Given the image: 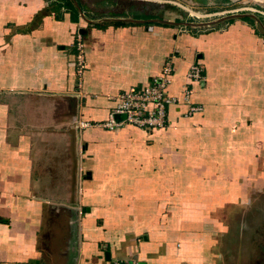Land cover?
Returning a JSON list of instances; mask_svg holds the SVG:
<instances>
[{
    "label": "crops",
    "instance_id": "obj_1",
    "mask_svg": "<svg viewBox=\"0 0 264 264\" xmlns=\"http://www.w3.org/2000/svg\"><path fill=\"white\" fill-rule=\"evenodd\" d=\"M55 2L0 0V264L248 263L243 219L264 199V26ZM167 61L179 100L200 65L202 110L171 106L165 128L115 138L102 123L118 97Z\"/></svg>",
    "mask_w": 264,
    "mask_h": 264
},
{
    "label": "rangeland",
    "instance_id": "obj_2",
    "mask_svg": "<svg viewBox=\"0 0 264 264\" xmlns=\"http://www.w3.org/2000/svg\"><path fill=\"white\" fill-rule=\"evenodd\" d=\"M192 1L194 0H125V2L124 0H79L90 11L89 16L96 15L109 19L153 16L160 21L170 19L178 22L179 19V22L198 24L227 15H243L251 17V21H256L255 25L259 31H262L260 23L264 26V5L256 2L259 0H207L205 5L196 1L197 4L193 3V7L189 6ZM257 20L260 23H257ZM114 137L117 138L118 135L115 134ZM252 206L253 212L243 219L244 224L251 222L252 229L249 254L245 256L248 260L246 264H264L260 254V246L264 241V199H254ZM257 230L258 235H253ZM239 264L244 263L240 261Z\"/></svg>",
    "mask_w": 264,
    "mask_h": 264
},
{
    "label": "built area",
    "instance_id": "obj_3",
    "mask_svg": "<svg viewBox=\"0 0 264 264\" xmlns=\"http://www.w3.org/2000/svg\"><path fill=\"white\" fill-rule=\"evenodd\" d=\"M78 72L85 68L83 49L77 45ZM172 65L167 61L162 69L161 76L154 80L149 86L143 89L130 88L118 97L117 106L110 114L102 127L116 134V132L126 127H132L145 131L161 130L167 126V109L171 106L184 105L188 108L190 115L200 112L202 109L192 101L193 86L202 85L203 76L200 65L193 64L186 74L187 83L183 86L182 97L178 98L167 93V88L171 83ZM115 115H125L121 121H115ZM112 264H122L114 261Z\"/></svg>",
    "mask_w": 264,
    "mask_h": 264
},
{
    "label": "trees",
    "instance_id": "obj_4",
    "mask_svg": "<svg viewBox=\"0 0 264 264\" xmlns=\"http://www.w3.org/2000/svg\"><path fill=\"white\" fill-rule=\"evenodd\" d=\"M74 2H76L77 6H79V8L81 7L80 4L78 3V0H74ZM55 3H56L55 6L57 9H61L64 5L66 7L73 6V0H56Z\"/></svg>",
    "mask_w": 264,
    "mask_h": 264
},
{
    "label": "water",
    "instance_id": "obj_5",
    "mask_svg": "<svg viewBox=\"0 0 264 264\" xmlns=\"http://www.w3.org/2000/svg\"><path fill=\"white\" fill-rule=\"evenodd\" d=\"M204 2H205V0H204ZM124 118H125V115H116V116H114L115 121H120V120H123Z\"/></svg>",
    "mask_w": 264,
    "mask_h": 264
},
{
    "label": "bare ground",
    "instance_id": "obj_6",
    "mask_svg": "<svg viewBox=\"0 0 264 264\" xmlns=\"http://www.w3.org/2000/svg\"><path fill=\"white\" fill-rule=\"evenodd\" d=\"M259 1L264 2V0H259Z\"/></svg>",
    "mask_w": 264,
    "mask_h": 264
}]
</instances>
